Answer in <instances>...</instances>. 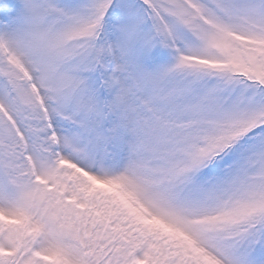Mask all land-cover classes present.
Returning a JSON list of instances; mask_svg holds the SVG:
<instances>
[{"label": "snow or ice", "instance_id": "1", "mask_svg": "<svg viewBox=\"0 0 264 264\" xmlns=\"http://www.w3.org/2000/svg\"><path fill=\"white\" fill-rule=\"evenodd\" d=\"M0 264H264V0H0Z\"/></svg>", "mask_w": 264, "mask_h": 264}]
</instances>
